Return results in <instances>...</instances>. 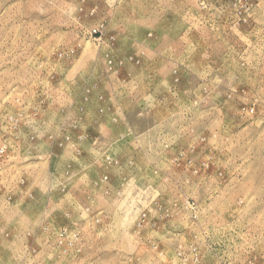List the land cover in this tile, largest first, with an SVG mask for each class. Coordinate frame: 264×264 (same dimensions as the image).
<instances>
[{"label":"rangeland","instance_id":"374dc122","mask_svg":"<svg viewBox=\"0 0 264 264\" xmlns=\"http://www.w3.org/2000/svg\"><path fill=\"white\" fill-rule=\"evenodd\" d=\"M0 264H264V0H0Z\"/></svg>","mask_w":264,"mask_h":264}]
</instances>
